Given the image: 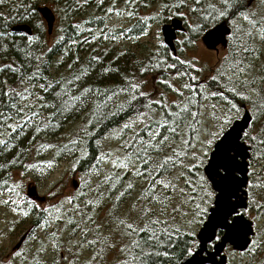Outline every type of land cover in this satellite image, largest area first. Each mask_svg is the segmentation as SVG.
<instances>
[{
  "label": "snow or ice",
  "instance_id": "1",
  "mask_svg": "<svg viewBox=\"0 0 264 264\" xmlns=\"http://www.w3.org/2000/svg\"><path fill=\"white\" fill-rule=\"evenodd\" d=\"M103 2L95 0L97 7ZM89 3L90 0H64V7L59 9L64 13L62 19L68 20L69 13ZM123 3L125 7L119 9L116 8L117 0H112L105 15L133 19L132 7L137 0H123ZM189 3L192 6L188 11L194 19L187 23L188 33L179 43L195 48L197 38L207 29L204 41L211 39L220 43L225 52L212 65L201 64L195 57L181 59L174 51L161 58L159 49L164 44L158 41L156 52L148 55L147 63L139 67V72L157 71L151 78L176 94L171 103L167 102L165 91L153 94L142 91L144 81L139 79H125L118 92L85 87L78 84L84 73L74 74L72 64L67 65L72 78L58 79L65 58L71 59L69 52L59 55L54 48H49L46 60L43 52L37 55L30 50L36 39L32 34L26 36L24 48L17 49L13 41L0 49L3 56L13 49L23 54L17 56L18 66L14 62H0V76L4 77L0 80V169L5 173L10 166L22 169L19 180L13 179L11 186L6 179H0V194L8 196L0 199V205L11 204L10 211L17 217L26 218L30 211L39 208L32 201L20 208L22 198L12 199V193L21 187L23 178L37 169L36 164L25 162L30 150L41 152L58 147V155L74 156L79 148L81 159L88 155L82 147L83 138L89 134L87 127L77 126L66 142L56 145L38 142L35 139L38 135L55 136L77 108L81 111L89 108L92 118L86 123L93 127L99 125L106 114H112L110 105L117 108L127 105L132 113L111 137H105L118 142L116 151L101 152L87 169L88 176L94 177V186L92 179H82V189L65 200L69 207L61 204L39 208L42 218L36 227L44 233L43 243L37 241L34 232L31 240L41 254L40 259L32 252L31 245L26 244L25 248L10 253L21 264H45L46 261L56 264V255H60L64 264H101V256L106 260L110 252L116 253L115 264H173L174 256L179 260L182 255L194 254V228L204 224L203 217L215 219L225 231L223 235L201 231V240L211 243L213 239L222 241L234 235L243 238L251 234V240H244L247 247L242 249L241 255L249 257V264H258L257 254L264 253V223L253 226L243 218L254 209L253 220L256 217L264 220V180L258 174L255 181L237 177L243 176L244 171L255 174L257 164L264 169V62L257 63L264 48V0L163 3L155 15L135 18L138 35L129 36V29L125 28L120 37L129 40L146 37L148 21L158 22L165 12L170 13L169 19L175 16L183 19L184 12L180 10ZM36 12V7L29 5L23 14L17 11L16 15L26 19L35 30H42L45 25L36 17ZM71 27L75 30L80 25L76 23ZM88 31L91 33V29ZM10 35L0 32V38L5 41ZM109 38L116 41L117 35L113 33ZM64 39L61 35L60 40ZM77 42L69 37L66 47ZM124 55L126 52L117 53V56ZM76 59L78 61L79 57ZM94 63L100 64L105 74L120 72L118 67H103L98 55H92L86 67L94 71ZM168 70L174 75L170 79L161 78V73ZM46 72L48 79L44 80ZM171 81H178V86ZM37 90L44 95H37ZM121 95L125 99L113 105V100ZM152 95L157 98L152 99ZM90 104L94 105V111ZM242 113L244 123L237 125L234 121ZM248 150L252 156L245 169L243 163L237 161H243ZM80 162L76 160L73 170ZM101 164L110 167L104 170ZM52 167V160L44 165L46 169ZM242 185L246 186L247 206L236 195ZM229 197L235 200L230 201ZM105 203L110 204L111 211L97 223L90 212ZM44 213L49 215L43 216ZM50 225L52 231H49ZM177 247H181L179 254L175 252ZM85 252L89 254L81 260ZM64 253L71 254L74 259L68 260Z\"/></svg>",
  "mask_w": 264,
  "mask_h": 264
},
{
  "label": "trees",
  "instance_id": "2",
  "mask_svg": "<svg viewBox=\"0 0 264 264\" xmlns=\"http://www.w3.org/2000/svg\"><path fill=\"white\" fill-rule=\"evenodd\" d=\"M175 0H137L136 5H133L132 10L134 12V18L129 19L126 16H106L105 10L111 5L112 0H104L100 7H97L95 4V0H90V3L80 9H76L73 12L69 13V19L63 20L62 17L64 16L63 12H60L59 9L64 7V0H4L3 3H0V32H10V28L14 25L18 24H27L31 28L32 35L36 37L33 41V44L30 46V50L36 51L37 55H40L41 52L44 53L45 59H48V49L54 48L59 55H62L64 51H68L70 54L71 59L65 58L64 64L59 68L58 72V79H68L70 80L72 77L68 74L67 65L72 64V72L76 75L81 76V80L78 84H83L85 87H92L93 89L99 88L101 91H108L111 89L112 91H119L120 88L124 84L125 79H139L144 81L142 91H145L149 94L159 93L161 91L166 92V100L168 103H171L174 99L176 94L173 93L170 89H165V86L159 85L156 83L155 79H152V76L157 75V71H154L151 74H141L139 72V67L144 66L147 63V57L150 53L154 54L156 52V47L153 49L152 47H147L141 41L138 40H129L126 38L120 37V32L127 28L129 29L128 35L129 36H136L139 33V26L137 25L135 18H143L144 16H153L155 15L156 11L159 9V6L163 3L172 4ZM29 5H34L36 8L40 6H48L54 8L56 14L55 18L57 20V28L55 31L53 30L51 35L47 34L46 29L42 30H35L26 19L22 18L21 16L16 15V12L19 11L20 13H24L25 7ZM147 5V7H145ZM192 5L189 3L188 7L182 8L180 11L184 12V16H190L194 18L188 11ZM125 7L123 0H117L116 8L123 9ZM31 11V8H29ZM169 12H165L163 14V18L160 19L158 22L148 21L149 29L153 25L161 26L162 24L168 23L169 19ZM36 17L41 20L38 13L36 12ZM180 20H184L185 18H180L179 16H175ZM122 19V22L119 24V19ZM174 18V17H172ZM171 18V19H172ZM44 23V22H43ZM78 23L80 27L78 29L73 30L71 25ZM45 25V24H44ZM185 27V26H184ZM63 28L64 31L61 32L60 29ZM88 29H91V33H89ZM207 31V29L205 30ZM204 31V32H205ZM201 32L200 36L204 33ZM117 35V40L112 41L109 37L112 34ZM186 33V30H185ZM183 33V34H185ZM12 35L8 36L6 41L3 38H0V49L6 47L7 44H11L13 41L15 42L17 49L24 48L26 45V36L25 34L21 33H11ZM79 34V35H77ZM63 35L65 37L64 40H60V36ZM69 36L73 39H77V43L71 46H67V39ZM95 36L96 38L93 39L92 37ZM144 37L140 38L141 40ZM88 40V43H84V40ZM160 39V38H159ZM118 52H126L124 56H117ZM160 57L165 58L166 53L169 50L164 46L163 48L159 49ZM225 52V49H224ZM15 53V54H13ZM23 56L22 53H19L16 49H13L7 56L0 55V62L8 63L14 62L17 66L20 64V60L17 59V56ZM92 55H98L102 62L103 67H118L120 69L119 73H112L109 72L107 74L103 73L102 67L100 64H93L91 69L87 68L86 66L89 63V58ZM176 55L179 56L178 52L176 51ZM116 57L113 60V57ZM77 57L79 60L77 61ZM180 57V56H179ZM122 59V60H121ZM169 62H173L170 57H167ZM121 62V63H120ZM264 62L263 58V51H260V60L257 63ZM35 63V61H34ZM51 70L49 69L48 72ZM48 72L44 74V80L48 79ZM174 73L171 70L161 73V78L163 79H170ZM205 76L207 73L204 74ZM4 77L0 76V80H3ZM174 86H178V81H171ZM75 91V89H73ZM37 95H44L42 91L37 90ZM152 99H156V95L151 96ZM125 97L121 95L119 98L113 100L112 104H120ZM89 107L92 111L95 110L94 105L91 104ZM111 107V115L106 114V118L103 119L99 125L93 127V125H89L86 123L87 119L92 118V112L89 111V108H84L81 111L77 108L70 118L62 125L59 131L56 132L55 136H51L50 134H40L35 139L38 142H51L53 145H56L57 142H66V138H70L69 134L74 133L76 131L77 126H84L89 129V134L83 138L82 140V147L88 153L87 156L81 159L80 157V149L76 150L74 156L64 154L58 155L57 153L60 149L54 148L47 151L37 152L35 150H30L25 158L26 163H34L37 166L35 171H31L29 174L34 175L40 179H44L49 174V169L44 168V165L52 160L53 166L58 164L59 162H69L75 164L76 160H81L79 164H76L75 170L71 169L72 173H75L79 177V184L77 187H73L72 195L68 197L76 196V193L82 189L81 180H89L92 179L94 186V177H89L87 174V169L90 168L95 161V157L99 156L101 152H108L112 151L115 152L117 148L118 142L112 139H105V137H111L112 132L124 122H126L131 116V112L128 110L127 105L123 108ZM47 115V112L44 113ZM93 124L95 121L93 120ZM26 147H30L27 143H25ZM19 147L17 146V151ZM252 156V152L250 153ZM10 158V157H9ZM251 158V157H250ZM6 163V161H3ZM100 167L104 170H108L110 165L109 164H101ZM22 169L19 166H10L9 170L5 173L3 169H0V179H6L8 184L12 185V180L14 179V175L19 173ZM109 174H111L109 172ZM256 174L259 175L261 180H264V169L260 167L259 171L255 174L251 175L252 180H256ZM140 182L137 181V187H139ZM18 192L12 193V199H16L17 196L22 198V203L19 205L20 208H25L27 201H32L27 197L23 198L18 195ZM135 195V193H133ZM66 197V198H68ZM0 198L7 199L8 196L4 194H0ZM55 198L56 200L50 202L48 206L43 208H49L52 206L59 207L61 204L64 205L65 208L69 207L65 200L66 198H56V195H51L48 200L52 201ZM33 202V201H32ZM35 203V202H34ZM127 201H125V204ZM9 208L12 205H8ZM210 207V206H209ZM55 208L53 207V213ZM111 211V207L109 203H105L99 209H92L90 214L94 215V219L97 220L99 223L100 218H103L107 212ZM251 213L255 214V210L252 209ZM49 213H44L43 216H48ZM256 215V214H255ZM42 218V214L39 211V208L33 211H30L29 216L26 218H21L20 222L23 227H36L37 222ZM206 217H203L202 220H205ZM21 226V227H22ZM85 226H87L85 224ZM200 225H197L198 227ZM22 230V229H21ZM52 226H49V231H52ZM107 229L104 230V233L107 234ZM195 231V230H194ZM42 236L44 235L43 231H41ZM32 232H29L26 235V238L23 243H27V241L31 238ZM67 235V233H65ZM41 236V237H42ZM41 237L37 238V241H41ZM194 250L196 248V240L195 235L192 237ZM43 243V241H41ZM97 249L99 245L96 246ZM210 249V246H208ZM33 253L36 254L37 259H40L39 253L36 251V246L31 247ZM176 254L181 252V247H177L175 250ZM88 252H85L80 259L84 260L86 256H88ZM264 254V253H263ZM65 257L68 260H73L74 257L69 253H64ZM116 255L115 252L107 253V259L105 260L103 256H101V264H115L114 256ZM241 255V254H240ZM258 255V254H257ZM244 258L246 257L247 260L243 264H249V257L246 255H241ZM187 255H182L179 257V260H176L175 256L173 257V264H179ZM56 264H64L61 260L60 255H56ZM258 262V261H257ZM264 262V261H263ZM47 264V261L45 262ZM258 264H262L259 263Z\"/></svg>",
  "mask_w": 264,
  "mask_h": 264
},
{
  "label": "rangeland",
  "instance_id": "3",
  "mask_svg": "<svg viewBox=\"0 0 264 264\" xmlns=\"http://www.w3.org/2000/svg\"><path fill=\"white\" fill-rule=\"evenodd\" d=\"M48 7V6H47ZM54 15L56 14L54 8L49 7ZM186 19L182 20L185 26L186 33H188L187 23H190L194 18L190 16H185ZM57 20L55 18V24L53 27V30L57 28L56 24ZM122 22V19H119V24ZM169 22V21H168ZM160 27L157 25H153L149 29V33L146 37H144L142 40L139 39L138 41L143 42L146 44L147 47H152L155 49V45L158 41L162 42L161 35H160ZM45 28V27H44ZM46 29V28H45ZM185 34H179L177 36V40L175 43L176 51L178 52L181 59H191L195 57L201 64L206 65H212L215 63V61L218 59V57L224 55V50L219 49V52L216 54L212 51L206 50L201 42L200 37L197 38V45L195 48H192L190 45H185L179 43L183 39V35ZM160 38V39H159ZM183 49V51H181ZM263 51V58H264V48H262ZM242 115V114H241ZM238 120V119H237ZM251 162V158L249 160V163ZM256 172L259 171L260 165L257 164L256 166ZM72 163L69 162H59L55 166H53L51 169H49V174H47L46 178H42L39 180L38 177L27 174L21 183V187L18 189V195L25 198L26 197V188L27 186L31 185L36 188L37 194L40 197L44 198V201L42 202H35V204L39 205V208H43L49 205L50 202L55 201L54 200L49 201L48 198L51 195H56V198H66L70 195H72L73 192V183L79 184L80 180L75 173H72ZM248 178L252 180V176L248 174ZM14 179L19 180V173H16L14 175ZM51 193V195H49ZM4 199V198H0ZM61 199V198H60ZM211 207V205H210ZM256 215L251 213L249 216H246L247 219L252 221L254 223V226H259L261 223H264V220H262L259 217H256L253 220V217ZM20 217H17L13 213H11L9 206L0 205V264H21L20 260L12 257L10 255L12 248L15 246V244L19 241V239L26 233V232H34L36 235V238H39L42 236V233L39 228L34 227H23L20 222ZM205 221V220H203ZM22 226V227H21ZM201 225L194 228L195 234L200 229ZM22 229V230H21ZM31 229V231H29ZM11 230V231H10ZM26 244H30L31 247H35V242L31 240V238L27 241V243H22L20 248H25ZM17 250V251H18ZM227 257V264H243L247 258L241 256L240 254L233 252L229 247H227L223 253ZM7 258V259H5ZM257 261L259 263L264 264V254L258 253L257 255Z\"/></svg>",
  "mask_w": 264,
  "mask_h": 264
},
{
  "label": "water",
  "instance_id": "4",
  "mask_svg": "<svg viewBox=\"0 0 264 264\" xmlns=\"http://www.w3.org/2000/svg\"><path fill=\"white\" fill-rule=\"evenodd\" d=\"M36 9H37V13L39 17L45 24L47 34L51 35L54 24H55V15L53 11L47 6H40V7H37ZM10 32L16 33V34L21 33L25 35L32 34L31 28L27 24L14 25L10 28ZM206 32L207 31H205L200 36V42L202 46L206 50L212 51L216 54L219 52L220 48L224 50V48L221 47L220 43L214 42L211 39H208L205 42L204 37L206 36ZM183 33H185L184 23L182 22V20H180L177 17L170 19L168 23L162 24L160 27V35H161V39H162L164 46L169 51H174L175 54H176L175 43L177 40V36ZM234 123H236L237 125H241L244 123L243 113L238 120L234 121ZM250 153H251V150H248L244 154L243 161L239 159L237 161V163H243L245 169H247L249 165V160L251 157ZM237 178L238 179H245V178L249 179L248 171H244V175L243 176L238 175ZM73 187L74 188L77 187L75 183H73ZM245 191H246V186L242 185L240 190L236 193V195L240 197V202L244 203L245 206H247V199L244 196ZM26 197L30 200H34L37 202L44 201L43 197L38 196L36 188L31 185L27 186L26 188ZM229 200L234 201L235 198L229 197ZM237 210L239 211L240 209L238 208ZM209 215H211L210 212H209ZM243 219L245 220V222H251L252 225L254 226V223L250 221L249 219H247L246 217H244ZM201 231L212 232L214 235H223L225 229L221 228L218 225V223L215 221V219L209 220L206 217L204 224L201 225L200 229L195 234V240H196L197 245L194 250V254L192 256L185 257L179 264H185V262H187V264H227L228 263L227 257L226 255L223 254L225 249L229 247L233 252L241 254L242 249H246L247 247L244 244V240L252 239L251 234H248L246 237H243V238L240 237L239 235H234L231 239H225L222 241H216L215 239H213V242L210 243L207 240H201V237H200ZM25 238H26V235L24 234L19 239V241L15 244L12 250H18L20 246L22 245V243L24 242ZM17 245H19V247H17ZM208 246H210V249L208 248Z\"/></svg>",
  "mask_w": 264,
  "mask_h": 264
},
{
  "label": "bare ground",
  "instance_id": "5",
  "mask_svg": "<svg viewBox=\"0 0 264 264\" xmlns=\"http://www.w3.org/2000/svg\"><path fill=\"white\" fill-rule=\"evenodd\" d=\"M70 37V36H69ZM69 59V58H68ZM122 60V59H121ZM121 63V62H120ZM93 106V105H92Z\"/></svg>",
  "mask_w": 264,
  "mask_h": 264
}]
</instances>
